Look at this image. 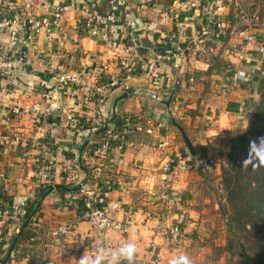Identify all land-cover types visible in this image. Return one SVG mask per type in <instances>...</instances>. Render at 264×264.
<instances>
[{"label": "crops", "instance_id": "obj_1", "mask_svg": "<svg viewBox=\"0 0 264 264\" xmlns=\"http://www.w3.org/2000/svg\"><path fill=\"white\" fill-rule=\"evenodd\" d=\"M107 2L33 0L30 14L53 21L57 29L55 37L49 40L45 34H32L16 45L8 34L0 37L1 45L13 50L14 55L26 50L32 57V66L25 67L18 56L15 78L6 79L15 89L10 96L0 97V198L8 207L10 199L19 198L39 200L41 204L32 220L35 236L19 245L15 259L8 264H77L86 249L91 251L98 243L115 245L122 241L137 244L136 264H169L175 256L169 230L173 224H180L181 233L187 232L193 225L190 218L198 215L192 207L194 201L213 181L204 162L214 163L212 157L218 145L228 144L229 139L249 131L252 114L248 105L258 93L250 87L255 78L250 73L257 68L255 62H262L258 41L245 61L230 57L234 66L230 73L244 74L250 83H235L233 77L229 88L220 91L215 104L206 103L205 111L193 114L185 109L191 108L184 100L186 89L208 70L201 57L211 42L201 45L198 42L208 18L221 14L214 12L216 0H118L121 20L129 22L137 18L142 24L137 31L141 49L129 56L130 63L140 65L155 60L156 53L171 48L173 33L186 42L193 41V50L180 71L170 64L162 67L169 81L161 87H155L138 68V74L128 82L138 94L117 88L96 98L88 97L87 88L102 87L110 75L121 73L119 61L126 36L121 35L112 44L90 36L83 29L87 19L83 7L89 6L91 12L102 11ZM24 3L25 0H0V14L23 12ZM177 14L179 18H175ZM260 35L264 33L253 37ZM84 69L85 89L59 83L63 73ZM152 94L161 99L152 98ZM16 106L22 107L18 116L12 114ZM35 107L49 118L42 120ZM70 113L88 120L90 127L108 123L113 126L115 117H131L137 126L126 137L122 152L112 150L94 155L89 148L99 144L103 136L90 141L86 134L71 129L66 119ZM174 121L184 129L196 157L186 155L190 152ZM178 157L185 159L187 168L178 167L165 173L164 167ZM36 162L43 164V171L49 169L48 178H43ZM108 183L118 188L105 194ZM81 185L94 189L102 204L107 200L122 201L112 228L98 231L88 222L78 221L82 203L72 197ZM57 186L64 189L58 191ZM124 188L126 192L121 190ZM62 225L69 226L68 234L52 237L51 231ZM19 227V220L13 219L6 228L8 255Z\"/></svg>", "mask_w": 264, "mask_h": 264}, {"label": "built area", "instance_id": "obj_2", "mask_svg": "<svg viewBox=\"0 0 264 264\" xmlns=\"http://www.w3.org/2000/svg\"><path fill=\"white\" fill-rule=\"evenodd\" d=\"M153 1H150V4ZM33 6V0H25L24 11L15 13L10 11H4L0 14V37L8 34L12 40V43L16 45V42L23 40L30 35H40L45 34L46 38L52 40L57 34V29L54 27L53 21L50 19L40 20L33 17L30 11ZM195 7L196 4L192 3ZM83 12L87 15L83 29L92 37H99L104 42L116 44L121 35L126 36V44L124 48V53L120 57L119 65L121 67L120 75L112 74L107 78V83L102 87H92L87 88L86 93L88 97L96 98L102 95L105 91L123 88L132 94H138L137 90L132 91L128 86L130 79L134 78L140 72L150 79L155 87H161L165 82H168V78L163 75L162 67L164 65L170 64L174 69L180 71L184 67V63L188 60L189 54L193 50V41L186 42V40L181 39V36L173 33L170 36L171 48L165 49L160 53H156L155 60L147 62L145 64L135 65L130 63L129 56L137 53L141 49V45L137 38V31L132 27L131 21L123 22L118 14V0H108L107 6L104 10L91 12L89 6L83 7ZM175 18H179V15H175ZM226 27L225 21L222 14H215L208 18L206 23L201 28L199 44H203L207 41L211 43L222 42L225 38ZM258 41V54L261 58H264V35H260L258 38L248 37L245 55L242 53L238 54V58L241 61L246 60L248 54L252 51L255 42ZM20 57L22 64L25 67L32 66V57L30 53L26 50L19 53V55H14L13 50L5 48L0 43V97L10 96L12 91L15 89L14 84L7 83V80H12L15 78L13 73L16 67V59ZM86 71H76L74 73H63L59 77V83L63 86H80L81 88H86L85 82ZM233 81L247 82V76L244 74H237L234 76ZM146 95H150L149 93ZM152 98L160 100L158 95L152 94ZM22 107L16 106L12 110L13 115H20ZM34 111L41 116L42 120H47L49 115L47 113H40V110L35 107ZM69 127H74V129L79 130V133L86 134L87 139L90 141L95 140L97 137V131L95 127L88 129L89 121L79 118L75 114H69L66 117ZM127 122L123 127V130L118 134L115 125L106 124V135L104 136L106 140L114 139L116 140V146L110 147L108 152L118 150L123 151L126 145V137L133 133L135 129L132 125V118H126ZM105 153V154H106ZM94 155H98V151L93 152ZM36 167L42 172L43 178L49 177V169L43 171V164L36 162ZM185 164V159L178 157L177 159H172L166 167H164V172H169L171 165H175V168L181 167ZM45 166H47L45 164ZM44 166V167H45ZM118 187L113 183H108L105 186L106 193H112ZM126 192V189H121ZM74 201H84L85 206L82 209V213L79 216V222H88L94 229L98 231H106L115 225L114 215L122 209L123 203L120 199L107 200L104 204L100 201L97 193L94 189L89 188L87 185H81L79 191L72 197ZM27 206L26 201H22L17 210L12 206L8 207L3 204L0 198V260H5L8 255V241L6 237V228L10 225L13 219L16 220L18 215V209L20 213L17 220L22 217V209ZM70 228L68 225H62L51 231L50 235L54 238L62 237L68 234ZM172 235L181 234V229L179 226H174L170 230Z\"/></svg>", "mask_w": 264, "mask_h": 264}, {"label": "rangeland", "instance_id": "obj_3", "mask_svg": "<svg viewBox=\"0 0 264 264\" xmlns=\"http://www.w3.org/2000/svg\"><path fill=\"white\" fill-rule=\"evenodd\" d=\"M219 11L224 16L225 38L219 43H208L206 51L202 52L201 58L208 64V70L185 91L184 100L187 106H191V108L185 107L187 113L203 112L206 103H216V99L222 94L221 92L229 88L230 79L235 74L230 73L234 69L230 57L241 61L238 54L245 55L244 47L247 43V37L264 33V0H216L214 12ZM255 65L257 67L255 72L250 73L252 77L255 76V82H244L250 83L251 89L256 88L258 92L254 94L256 100L250 104L251 109L260 103L262 96V91L261 89V92L259 91L258 85L263 76L261 72L263 61L255 62ZM259 124L264 131V120ZM258 137L260 136L250 134L251 140ZM235 139L237 137L229 139L228 144L216 147L217 152L212 157L214 163L204 162L206 173L213 181L212 183L208 182L210 183L207 185L208 187L203 189L204 191L194 201L192 207L198 215L196 218H190L193 225L187 229V232L178 235H172L169 230V240L174 241L171 245V251L175 252V256L181 253L187 254L193 260V264H258L254 260V254L255 252L260 254V250H251L254 254L250 253L251 256L248 255L249 259H246L243 256L242 241L238 237H234L229 231L232 212L229 211L226 202V193L222 183V169L229 166V154ZM248 151L242 155L243 161L248 157ZM209 167L214 168L212 170ZM174 226L178 225L173 224L172 227ZM248 229L250 230V227ZM262 233L264 234V230ZM259 237L263 236L259 235ZM252 240H255V237Z\"/></svg>", "mask_w": 264, "mask_h": 264}, {"label": "trees", "instance_id": "obj_4", "mask_svg": "<svg viewBox=\"0 0 264 264\" xmlns=\"http://www.w3.org/2000/svg\"><path fill=\"white\" fill-rule=\"evenodd\" d=\"M262 61L263 66L261 72L263 76L259 82L260 86L258 85L259 91L260 89L262 91L261 101L258 105L253 106L252 109L250 108V104L254 102L252 101L248 105L249 111L252 114V120H254L251 122L249 131L246 134L240 135L237 139L233 140V146L229 154V166L222 169V183L226 193V202L229 211L232 212L230 215L229 231L234 237H238L242 241L243 256H245L246 259H249L248 255H250V253H252V255L254 254L252 252L254 249L260 250V254L256 252L254 254V260L257 261L258 264H264V234L262 233V230H264V168L256 170H253L251 166L243 168V160L241 157L249 150V143L252 141L250 139V134L259 135L260 137L264 136V131L259 124L264 120V60ZM105 92L111 91L107 90ZM112 121L116 124L115 127L118 134L123 130L127 122L125 117H115ZM131 122L133 127L136 128V120L132 119ZM70 128L74 129L72 126ZM87 128L90 129L91 127L88 126ZM95 129L97 131V136L102 135L103 138L99 144L90 146L89 149L91 154H93L95 150L98 151L99 154H105L110 147L116 146V140L113 138L106 140L104 137L107 131L106 124L105 126L95 127ZM186 155L191 156L190 153ZM174 168L175 165H171L169 172H172ZM181 168L187 167L183 165ZM63 189V186L56 187L58 191H62ZM48 192L49 190H47L45 194ZM104 192L107 194L105 189ZM22 201H26L27 206L22 209V217L18 219L20 232L10 245L9 250L11 254L9 258L8 256L7 258L5 257V260L8 259L6 264L15 259L16 250L22 242H27L35 236L32 231V220L40 211L41 204L39 200L30 201L26 198H19L17 200L10 199L9 203L17 210L18 205ZM81 203L82 208H84L85 202L82 200ZM19 213L20 209H18V215ZM18 215L15 217L16 219ZM248 227H250V230ZM259 235L263 237H259ZM253 237H255V240H252ZM0 264H4V260H0Z\"/></svg>", "mask_w": 264, "mask_h": 264}, {"label": "clouds", "instance_id": "obj_5", "mask_svg": "<svg viewBox=\"0 0 264 264\" xmlns=\"http://www.w3.org/2000/svg\"><path fill=\"white\" fill-rule=\"evenodd\" d=\"M249 166L253 170L264 168V136L250 141L243 168ZM137 255V244L132 241H122L115 245L98 243L91 251L86 249L77 264H136ZM169 264H193V260L187 254L181 253L173 256Z\"/></svg>", "mask_w": 264, "mask_h": 264}, {"label": "water", "instance_id": "obj_6", "mask_svg": "<svg viewBox=\"0 0 264 264\" xmlns=\"http://www.w3.org/2000/svg\"><path fill=\"white\" fill-rule=\"evenodd\" d=\"M134 1L139 2V1H141V0H134ZM131 23H132V27H133V29H134L135 31H139L140 29H142V24L140 23V21H139L137 18L132 19V20H131ZM165 104H166L167 106L170 105L169 102H165ZM174 123L176 124V126H177L178 129H179V131L181 132V134H182V136H183V139H184V141H185V143H186V145H187V147H188V150H189L191 156H192V157H196V156H197L196 150H195L193 144L191 143V141L189 140V138L187 137V134L185 133L184 129H183L180 125H178L175 121H174ZM79 189H80V188H78L77 191H79ZM9 256H10V253H9V255H8V258H9ZM6 260H8V259H6Z\"/></svg>", "mask_w": 264, "mask_h": 264}]
</instances>
